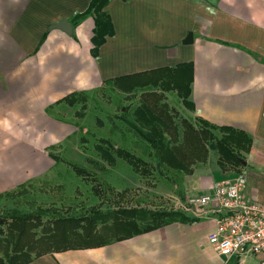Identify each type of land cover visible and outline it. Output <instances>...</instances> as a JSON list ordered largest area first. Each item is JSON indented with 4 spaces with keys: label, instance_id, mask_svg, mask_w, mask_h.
I'll use <instances>...</instances> for the list:
<instances>
[{
    "label": "crops",
    "instance_id": "1",
    "mask_svg": "<svg viewBox=\"0 0 264 264\" xmlns=\"http://www.w3.org/2000/svg\"><path fill=\"white\" fill-rule=\"evenodd\" d=\"M89 2L0 0V195L48 169L41 153L55 144L57 131L50 112L65 97L117 78L191 65V109L173 91L152 89L147 99L159 93L179 131L183 120L177 122V112L195 129L206 123L242 132L251 147L234 170L222 171L216 153H204L191 174L176 172L179 181L167 198L182 206L210 195L214 183L243 175L245 198L264 205V0H110L104 12L113 35L96 57L93 18L75 28L70 23ZM60 21L71 25V35L49 30ZM169 95L176 98L177 112L167 104ZM185 215L189 223L46 254L29 264H237V257H220L209 245L215 230L211 216ZM241 259L255 263L252 256Z\"/></svg>",
    "mask_w": 264,
    "mask_h": 264
},
{
    "label": "trees",
    "instance_id": "2",
    "mask_svg": "<svg viewBox=\"0 0 264 264\" xmlns=\"http://www.w3.org/2000/svg\"><path fill=\"white\" fill-rule=\"evenodd\" d=\"M109 1L90 0L86 11L70 20L75 28L86 17L93 18V57H96L98 48L104 44L105 39L113 35L110 19L104 12ZM191 68V65H181L176 71L162 69L121 77L105 82L104 86L126 95L146 89L173 91L181 99L183 106L191 109L188 101ZM161 100L160 95L153 96L152 100L145 99L133 112L135 132L149 146L154 165L109 141H101L102 144L95 146L99 161L93 162V165L99 170H105L114 168L121 161L139 176H145L155 167L189 175L192 173L191 166L204 153L212 151L216 153L217 164L222 171L240 168L242 154H247L251 147V140L247 135L231 128L211 127L206 123L195 129L186 121H182V130L179 131L169 118L167 105L161 103ZM85 101L86 97L78 93L65 97L61 103L74 107L80 103L83 106ZM51 158L55 160L54 157ZM20 188L23 189L24 185L15 190ZM15 190L0 195V200H13L25 194L24 189ZM98 197L104 199L101 194ZM189 222L182 211L140 207H108L105 210L92 208L81 215L61 214L43 208L32 212L12 209L0 213V264H29L46 254L94 248L173 223Z\"/></svg>",
    "mask_w": 264,
    "mask_h": 264
},
{
    "label": "rangeland",
    "instance_id": "3",
    "mask_svg": "<svg viewBox=\"0 0 264 264\" xmlns=\"http://www.w3.org/2000/svg\"><path fill=\"white\" fill-rule=\"evenodd\" d=\"M81 94L86 97L83 106L80 103L69 107L63 103L51 108L50 114L57 124L56 141L41 153L46 155L49 167L40 178L24 184V195L13 200H0V213L12 209L32 212L43 208L81 215L92 208L105 210L108 207L181 211L179 203L166 195L174 194V186L181 174L155 167L145 176H139L121 161L114 168L105 170L93 165L99 161L95 146L102 144L101 141H109L154 165L149 146L135 132L132 116L133 110L152 93L140 90L129 96L103 86ZM175 100L174 95L166 96L167 104L174 112ZM177 116V122L185 120L178 112ZM98 194L104 199H99Z\"/></svg>",
    "mask_w": 264,
    "mask_h": 264
},
{
    "label": "built area",
    "instance_id": "4",
    "mask_svg": "<svg viewBox=\"0 0 264 264\" xmlns=\"http://www.w3.org/2000/svg\"><path fill=\"white\" fill-rule=\"evenodd\" d=\"M246 178L238 175L232 180L216 182L212 193L180 206L185 214L212 217L215 230L208 243L220 257L252 256L255 264H264V205L244 196Z\"/></svg>",
    "mask_w": 264,
    "mask_h": 264
},
{
    "label": "water",
    "instance_id": "5",
    "mask_svg": "<svg viewBox=\"0 0 264 264\" xmlns=\"http://www.w3.org/2000/svg\"><path fill=\"white\" fill-rule=\"evenodd\" d=\"M49 30H60L67 35H71L72 27L67 21H60L56 24L51 25L49 27ZM190 42H191V35H189L188 40L185 42V44Z\"/></svg>",
    "mask_w": 264,
    "mask_h": 264
}]
</instances>
